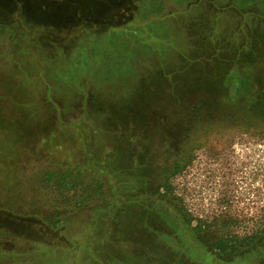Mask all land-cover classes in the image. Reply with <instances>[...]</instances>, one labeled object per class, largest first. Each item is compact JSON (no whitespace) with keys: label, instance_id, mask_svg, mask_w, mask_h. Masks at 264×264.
Wrapping results in <instances>:
<instances>
[{"label":"rangeland","instance_id":"obj_1","mask_svg":"<svg viewBox=\"0 0 264 264\" xmlns=\"http://www.w3.org/2000/svg\"><path fill=\"white\" fill-rule=\"evenodd\" d=\"M113 153L116 200L87 164ZM131 190L152 212L121 215ZM219 238L264 264V0H0V264H202Z\"/></svg>","mask_w":264,"mask_h":264},{"label":"trees","instance_id":"obj_2","mask_svg":"<svg viewBox=\"0 0 264 264\" xmlns=\"http://www.w3.org/2000/svg\"><path fill=\"white\" fill-rule=\"evenodd\" d=\"M120 148L122 149V146ZM120 158H121L120 154L113 153L111 155V157H108L106 159V161H103L102 159H98V158H93L92 160L91 159H89V160L87 159L88 160L87 164H89V167L94 168V172L96 173V176L105 177L106 178V180H105L106 183H109L108 182V175L106 174V172H108L107 169L110 168L109 171L113 172V174L116 177V186L114 188L115 190L113 191V193H111L112 195L108 192V197H110V195H111V198L115 199V200L119 199L120 198V194L122 193V185L124 183V182H122L123 181L122 178H124L126 176V177L130 178L131 181H135L134 177L136 178L137 174H138V172L135 171V169H130L128 172L131 175L130 174L129 175H125L126 171L121 168V165L108 164V163L113 162V161L119 162ZM100 162H102V163L104 162L105 166L104 167H97V165L100 164ZM179 162H180V160H178V159H176L174 161V166L173 167H175V171L178 168H181V166L179 165ZM113 165H115V166H113ZM168 182H169V178H167L165 180V182L161 184V188L162 187L166 188V190H167L166 192H168V188H169V183ZM128 193L129 194H126L125 197L126 196H132L134 198L136 197V200H135V202H133V201L130 202L128 205H125L124 208L121 209V212H122L121 215L125 216L126 219H128V218L130 219L131 218V215H130L131 213L129 214V212L131 211V209L133 211L135 207L138 208V210L135 211V215H138V214L141 215V212L145 211V210H148V211L152 212V209L154 208V205H153V202L151 201L152 196H149L148 192H142V193L140 192V194L137 193L136 195H133L134 191L131 190ZM125 197H122V198H125ZM150 202H151V204H150ZM128 216H130V217H128ZM120 217L121 216L118 213L115 214V218L116 219H119ZM119 220H120V222H122V219H119ZM257 238H258V236H254L253 240L255 239V241H256ZM211 248L213 249L211 251V254L206 256V259H205V261L202 264H230L231 262H233L232 258H234V257H236L234 260H236V259L238 260L237 262H242V261H244L243 258L246 259V258L251 257L253 255V253L252 254L248 253L245 256H243L245 254V251H246L245 250V251H243L242 256H239L240 255L239 253H241L242 248H244V245L241 244V243L237 244V242H233V243L229 244L228 240L226 238L225 239L224 238H219L216 242H214L211 245ZM254 255L256 256L257 259H259V257L260 258L264 257V254H262V253L261 254L258 253L256 255V252H255ZM227 259H228V261H227ZM181 261L184 264H186V263L190 264V262L188 263L185 260H181ZM161 264H171V263H169V262L163 263L161 261Z\"/></svg>","mask_w":264,"mask_h":264},{"label":"flooded vegetation","instance_id":"obj_3","mask_svg":"<svg viewBox=\"0 0 264 264\" xmlns=\"http://www.w3.org/2000/svg\"><path fill=\"white\" fill-rule=\"evenodd\" d=\"M203 149H204V151H205V153H208V154H206V155H208V156H210V155H215V156H217L216 155V152H215V150H216V147H214L212 144H209L208 143V141H207V137H204V140H203ZM212 150V151H211ZM226 164H228V162H226Z\"/></svg>","mask_w":264,"mask_h":264}]
</instances>
